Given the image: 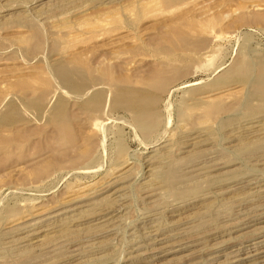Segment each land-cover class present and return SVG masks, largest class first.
Wrapping results in <instances>:
<instances>
[{"label": "rangeland", "instance_id": "obj_1", "mask_svg": "<svg viewBox=\"0 0 264 264\" xmlns=\"http://www.w3.org/2000/svg\"><path fill=\"white\" fill-rule=\"evenodd\" d=\"M60 68L144 91L143 119ZM263 243L264 0H0V264H264Z\"/></svg>", "mask_w": 264, "mask_h": 264}, {"label": "bare ground", "instance_id": "obj_2", "mask_svg": "<svg viewBox=\"0 0 264 264\" xmlns=\"http://www.w3.org/2000/svg\"><path fill=\"white\" fill-rule=\"evenodd\" d=\"M70 71V70H69ZM68 70H64V68H60V69H57L56 72H55V76L57 77L58 81L60 82V87L63 88V90H69L74 98L76 97L77 99H84L85 97L87 98V96H89L90 94L91 97H89V100L93 101L96 99L99 100L97 102H99L100 104V97H102L103 93L105 91H107L106 93L109 94L108 92H112L113 94V97H112V102L114 105H116L115 107H117L118 105L123 107L126 111H128V113L130 112L133 116H134V123H138L143 119L144 117V113L145 111L143 110V108H140V102L141 100L144 98V91H136V90H133L132 88H123V89H115L113 88L112 90H110L109 86L107 85L108 83H106L108 80L106 79H102L99 77V81L96 82V80H91V79H87V78H82L78 73V71L76 70H71L70 73H67ZM98 80V79H97ZM85 82L87 84H91L92 83L93 85H86ZM96 82V83H95ZM111 87V86H110ZM60 89V91H63ZM58 91V89L56 90V92ZM68 93V94H69ZM56 96V95H55ZM95 102V101H94ZM155 102V101H154ZM91 103V102H90ZM153 103V102H152ZM87 104V103H86ZM96 105V104H95ZM155 105V104H154ZM96 109V108H95ZM45 111V110H44ZM147 113V112H146ZM100 118V117H99ZM103 118V117H102ZM102 125V124H101ZM100 125V126H101ZM103 126V125H102ZM160 141V140H159ZM157 140L153 141L152 143L149 144L148 146V149L149 148H155L157 147ZM163 147V146H162ZM158 148V147H157ZM168 148V146H167ZM160 149V148H159ZM164 149V148H163ZM161 150V149H160ZM153 151H156V150H153ZM155 154V152H152ZM163 154V153H162ZM167 154H163V155H160L159 158L161 156H166ZM156 163V162H155ZM174 170H170V173H172ZM112 183V182H111ZM101 187V186H100ZM106 188V187H105ZM93 191V189H92ZM84 192V191H83ZM88 192V191H87ZM91 192V191H89ZM101 192V191H100ZM83 194V193H82ZM90 198V197H89ZM106 198V197H105ZM104 198V200H105ZM87 200V199H86ZM89 201V200H88ZM108 201V200H106ZM76 202V199H72L71 201L68 202V204H72V203H75ZM103 202V201H102ZM100 202V203H102ZM106 203V202H105ZM108 203V202H107ZM106 203V204H107ZM110 203V202H109ZM108 203V204H109ZM67 204V203H66ZM65 204V205H66ZM67 204V205H68ZM103 204V203H102ZM83 205V204H82ZM95 205V204H93ZM105 205V204H104ZM109 206V205H108ZM75 207V206H74ZM96 207V205H95ZM111 207V205H110ZM109 207V208H110ZM93 208V207H92ZM96 209V208H95ZM100 210V209H98ZM68 211V210H67ZM93 211V210H92ZM83 213V212H82ZM85 213V212H84ZM88 213V211L86 212ZM53 214V213H52ZM90 214V213H88ZM97 214V213H96ZM84 215V214H83ZM55 216V215H53ZM82 216V215H81ZM72 217V216H71ZM85 217V216H84ZM89 217H91L89 215ZM94 217V216H93ZM42 218V217H41ZM83 218V217H82ZM38 219V218H37ZM43 219V218H42ZM39 220V219H38ZM60 220V219H59ZM68 220V219H67ZM100 220V219H99ZM106 221V220H105ZM108 221V220H107ZM96 222V221H95ZM102 222V221H100ZM56 224V223H54ZM62 225V224H61ZM68 226V224H66ZM91 226V225H90ZM62 229L59 230L61 235H63V237H66L67 239L70 238L71 240L72 239H75V236H73V232H72V236L70 235V232L68 233L64 227V225H62ZM73 227V226H72ZM60 228V227H59ZM95 228V227H94ZM99 228V227H98ZM97 229V228H96ZM92 230H94L92 227H89V225L87 226L86 229H84L83 231L86 232V234L89 232H91ZM99 230V229H98ZM62 231V232H61ZM82 231V232H83ZM96 231V230H94ZM161 231V230H160ZM186 231V230H185ZM83 232V233H84ZM172 232V231H171ZM32 233V232H31ZM81 233V232H80ZM79 233V234H80ZM78 234V233H77ZM77 234L75 233V235L77 236ZM82 234V233H81ZM92 234V233H91ZM60 235V234H59ZM80 236V235H79ZM162 237V236H161ZM77 239V238H76ZM155 240V239H154ZM179 240V239H178ZM30 241V240H29ZM159 242V241H158ZM255 242V241H254ZM263 242V241H262ZM51 243V242H50ZM44 244V243H43ZM192 244V243H191ZM264 244V243H263ZM242 245V244H241ZM147 246V245H146ZM149 248V247H148ZM249 249V250H248ZM248 249H245L246 251L243 252L244 250H240V251H237L235 253H232V255L230 254L229 257L227 258L226 256V260L228 263H225V264H247V262H249L251 260V258L255 255H252V254H263V252H259L258 251V248L255 247V245L253 246H250ZM239 250V249H238ZM59 251V250H58ZM264 251V250H262ZM232 252V251H231ZM157 253V254H156ZM154 256L152 257L151 259V263L152 264H164V263H160L159 261L160 258H161V253H163V251H157ZM60 254V253H59ZM63 254V253H62ZM145 254V253H144ZM160 254V255H159ZM58 255V254H57ZM158 255V257H157ZM264 256V255H263ZM262 256V257H263ZM59 257V255H58ZM149 257V256H148ZM264 258V257H263ZM256 259V258H255ZM194 260V259H193ZM256 260H259V259H256ZM251 262V261H250ZM252 263V262H251ZM178 264V263H177Z\"/></svg>", "mask_w": 264, "mask_h": 264}]
</instances>
